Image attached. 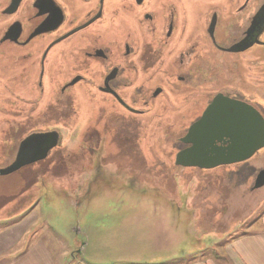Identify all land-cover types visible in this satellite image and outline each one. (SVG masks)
<instances>
[{
	"label": "flooded vegetation",
	"instance_id": "af4514ba",
	"mask_svg": "<svg viewBox=\"0 0 264 264\" xmlns=\"http://www.w3.org/2000/svg\"><path fill=\"white\" fill-rule=\"evenodd\" d=\"M199 1L0 0L5 166L30 134L57 131L53 148L63 145L78 88L87 136L154 127L175 135L176 154L216 98L264 117V0ZM53 148L23 167L46 165ZM5 149L1 141L0 158Z\"/></svg>",
	"mask_w": 264,
	"mask_h": 264
},
{
	"label": "rangeland",
	"instance_id": "374dc122",
	"mask_svg": "<svg viewBox=\"0 0 264 264\" xmlns=\"http://www.w3.org/2000/svg\"><path fill=\"white\" fill-rule=\"evenodd\" d=\"M199 2L203 8L223 0ZM74 92L63 145L53 148L46 165L0 175V263L15 261L42 239L58 264H71L73 255L81 264H161L218 254V244L259 218L264 185H253L264 169V147L242 164L182 167L174 160L175 135H152L154 127L87 136L81 88ZM1 141L0 167L13 153ZM22 221L30 234L19 241Z\"/></svg>",
	"mask_w": 264,
	"mask_h": 264
},
{
	"label": "water",
	"instance_id": "95a60500",
	"mask_svg": "<svg viewBox=\"0 0 264 264\" xmlns=\"http://www.w3.org/2000/svg\"><path fill=\"white\" fill-rule=\"evenodd\" d=\"M58 140L57 131L28 135L20 142L14 160L0 167V175L44 159ZM182 141L190 146L176 154L178 165L211 168L245 161L264 147V117L244 102L229 99L222 103L216 98ZM263 185L264 169L258 172L253 188Z\"/></svg>",
	"mask_w": 264,
	"mask_h": 264
},
{
	"label": "crops",
	"instance_id": "0c3cea01",
	"mask_svg": "<svg viewBox=\"0 0 264 264\" xmlns=\"http://www.w3.org/2000/svg\"><path fill=\"white\" fill-rule=\"evenodd\" d=\"M190 212V217L195 218L197 216L196 218L200 217L201 219L196 209L193 208ZM21 223L24 224V221L20 222L17 226L19 227V231L17 230V232H20V235L18 234L19 241H21L26 234H30L28 225L25 227L23 224L21 225ZM195 225H197L196 222ZM43 242L42 239H36V242L30 244L27 250L23 249L22 255H20L18 259L13 262L5 260L0 264H58L50 248ZM18 244H20V242H18ZM218 246V254L211 251L210 253L205 252L203 255H190L187 256L188 258L176 257L175 259L167 260L161 264H264V208L259 218L243 230L218 244ZM13 247L9 248L4 253L12 252ZM85 248L87 249V245H85ZM93 248L94 246H91L89 251L93 250ZM72 260L74 262H71V264H81L75 255H73ZM96 261V259H91L88 262H84V264H98Z\"/></svg>",
	"mask_w": 264,
	"mask_h": 264
}]
</instances>
